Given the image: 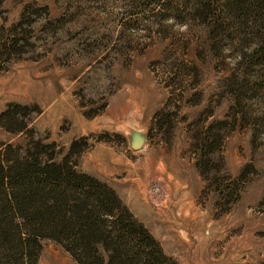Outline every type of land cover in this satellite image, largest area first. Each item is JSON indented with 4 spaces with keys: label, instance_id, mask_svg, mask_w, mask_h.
Segmentation results:
<instances>
[{
    "label": "rangeland",
    "instance_id": "374dc122",
    "mask_svg": "<svg viewBox=\"0 0 264 264\" xmlns=\"http://www.w3.org/2000/svg\"><path fill=\"white\" fill-rule=\"evenodd\" d=\"M207 1L1 0L0 149L40 140L177 264H264L260 27ZM40 243L35 264H78Z\"/></svg>",
    "mask_w": 264,
    "mask_h": 264
},
{
    "label": "trees",
    "instance_id": "16d2710c",
    "mask_svg": "<svg viewBox=\"0 0 264 264\" xmlns=\"http://www.w3.org/2000/svg\"><path fill=\"white\" fill-rule=\"evenodd\" d=\"M212 2L204 7L214 11L221 4L235 18L256 15L260 32L255 55L264 63V0ZM1 118L11 124L17 120L10 108ZM8 127L26 130L24 122ZM47 147L34 140L0 149V264H35L44 237L61 244L78 264H177L112 188L64 158L55 160Z\"/></svg>",
    "mask_w": 264,
    "mask_h": 264
},
{
    "label": "water",
    "instance_id": "95a60500",
    "mask_svg": "<svg viewBox=\"0 0 264 264\" xmlns=\"http://www.w3.org/2000/svg\"><path fill=\"white\" fill-rule=\"evenodd\" d=\"M135 144H136V143H135ZM135 144H134V145H135Z\"/></svg>",
    "mask_w": 264,
    "mask_h": 264
},
{
    "label": "bare ground",
    "instance_id": "6f19581e",
    "mask_svg": "<svg viewBox=\"0 0 264 264\" xmlns=\"http://www.w3.org/2000/svg\"><path fill=\"white\" fill-rule=\"evenodd\" d=\"M3 85V84H2Z\"/></svg>",
    "mask_w": 264,
    "mask_h": 264
}]
</instances>
